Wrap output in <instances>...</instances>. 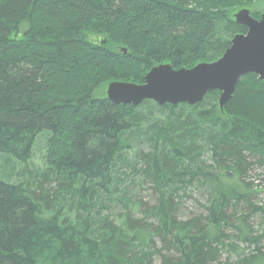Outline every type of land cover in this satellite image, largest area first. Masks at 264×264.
I'll return each mask as SVG.
<instances>
[{"label": "trees", "instance_id": "trees-1", "mask_svg": "<svg viewBox=\"0 0 264 264\" xmlns=\"http://www.w3.org/2000/svg\"><path fill=\"white\" fill-rule=\"evenodd\" d=\"M256 5L0 0V264H264L236 216L264 213L244 182L264 171V81L243 76L222 109L218 92L193 107L105 97L158 64L217 60L246 32L234 11ZM195 194L200 213L185 217ZM237 239L256 254L220 263Z\"/></svg>", "mask_w": 264, "mask_h": 264}, {"label": "water", "instance_id": "water-1", "mask_svg": "<svg viewBox=\"0 0 264 264\" xmlns=\"http://www.w3.org/2000/svg\"><path fill=\"white\" fill-rule=\"evenodd\" d=\"M237 25L247 29L245 34L233 36L230 46L212 63H200L191 69H174L170 64L152 67L143 83L111 82L106 98L115 105L137 107L144 101L158 105L186 103L190 106L202 101L208 91H219V108L231 98L236 83L246 74L264 80V14L253 19L250 10L243 8L233 15Z\"/></svg>", "mask_w": 264, "mask_h": 264}, {"label": "rangeland", "instance_id": "rangeland-1", "mask_svg": "<svg viewBox=\"0 0 264 264\" xmlns=\"http://www.w3.org/2000/svg\"><path fill=\"white\" fill-rule=\"evenodd\" d=\"M248 7L250 8V6ZM250 10H251L252 16H255L254 15L255 12H257L256 16H260V14L264 13L263 9L259 5H256L254 7L252 6ZM236 11L237 9L234 12ZM155 117L161 118V114H158L157 112H155ZM151 119L153 120L154 118L151 117ZM44 153H45V150L43 148V142L36 141V144L33 148L32 155H31L32 158L30 159L32 164L36 166H41L42 157ZM4 166L5 165L1 164L0 169H2ZM244 182L250 185L252 189L256 192L254 193L255 197L252 200V204L259 208L262 207L264 210V171L260 168H253L252 170L248 172L247 177L245 178ZM195 198L196 200L194 202H196L197 205L191 204V203L188 204L187 206L183 205L184 207L183 213L186 215L185 217L200 213L199 210H201V208L199 206L203 202L200 199L198 194L197 195L195 194ZM237 209L238 210L236 212V216L239 215L240 212L242 211L248 214L249 219H247L248 220L247 225L250 229L249 231L250 236L252 237L254 236L258 238L259 243L257 244V247L260 248L261 249L260 251L264 253V213L252 210V214H249V211L247 212L243 205H239ZM227 230L228 231L224 233L225 235H230L231 231L233 235L235 234L233 228H228ZM235 237H237L236 234H235ZM234 244L237 247L235 251L228 250V247H227V248H223L222 251L219 252L218 261H220V263L236 262V259H237L236 252L240 253L239 251L241 250L243 251L242 254H239L241 258L243 256H249V254L251 255L256 254V251H255L256 246L254 244L242 243L238 239L234 241Z\"/></svg>", "mask_w": 264, "mask_h": 264}]
</instances>
